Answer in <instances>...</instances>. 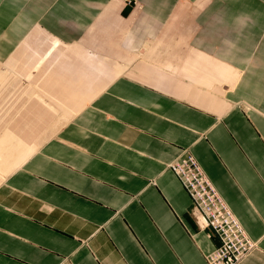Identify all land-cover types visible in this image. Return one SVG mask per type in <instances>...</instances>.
<instances>
[{"label": "crops", "instance_id": "obj_1", "mask_svg": "<svg viewBox=\"0 0 264 264\" xmlns=\"http://www.w3.org/2000/svg\"><path fill=\"white\" fill-rule=\"evenodd\" d=\"M139 1L0 0V88L28 86L1 93L0 264H208L220 241L169 169L186 152L264 264V0ZM93 28L129 57L118 77L101 46L34 75ZM38 30L57 40L13 76Z\"/></svg>", "mask_w": 264, "mask_h": 264}, {"label": "built area", "instance_id": "obj_2", "mask_svg": "<svg viewBox=\"0 0 264 264\" xmlns=\"http://www.w3.org/2000/svg\"><path fill=\"white\" fill-rule=\"evenodd\" d=\"M193 202L199 226L220 241L206 256L208 264H242L257 248L198 159L186 152L169 165Z\"/></svg>", "mask_w": 264, "mask_h": 264}, {"label": "rangeland", "instance_id": "obj_3", "mask_svg": "<svg viewBox=\"0 0 264 264\" xmlns=\"http://www.w3.org/2000/svg\"><path fill=\"white\" fill-rule=\"evenodd\" d=\"M120 2L125 9L126 12H139L143 9V4L139 0H117ZM189 18H187V24L192 25V18L193 15L189 14ZM54 40H57L48 34L42 32V31H35L26 41V43H23L20 49L17 51V53L13 56L14 57V62L13 65L16 67L17 73L14 74L13 76H20L21 78L26 77V71H34L32 70V67L35 63L40 61L43 57L46 56L47 53L50 52L52 46L54 45ZM170 43V42H169ZM95 46L97 49V46H101L105 49L103 54L105 55V68H106V75H111L113 77H118L116 76V66L122 65L121 61H125L128 63L129 57L121 51V46L119 44L118 38H115L113 36H109L104 34L103 30L102 31H97L96 28H93L91 31H89L79 42L74 44L73 46H67L61 43L60 47L56 49L52 56L48 58V60L40 67V69L34 73L37 76L44 75L47 72V65L49 63L57 61V60H65V59H74L75 57V52L78 50H85L89 51L92 50V47ZM48 62V63H47ZM128 66V64H126ZM5 68L4 65H0V70ZM128 69V67H127ZM126 69V70H127ZM125 71V70H124ZM19 74V75H18ZM106 77V82L112 81L109 79V77ZM114 78V79H115ZM19 79V80H18ZM21 82L20 85H17V82ZM15 84H10L7 86V82L4 84L3 87L0 88V100H1V93L7 91H11L12 93H18L21 94L23 92L24 88H27V85H24V80L20 78H15L13 80ZM7 87V88H5ZM21 90H20V89ZM23 95V94H22ZM18 96L16 95V98ZM26 97V96H23ZM23 102V99L21 100ZM4 104V103H3ZM16 104V103H15ZM15 107V105L13 106ZM12 107L10 106L8 108V105H6L3 108V105L0 101V129L6 126V122L9 121L7 118V113L8 110L11 109ZM6 111V112H5ZM5 112V113H4ZM2 114H5L6 117H3ZM8 123V122H7Z\"/></svg>", "mask_w": 264, "mask_h": 264}, {"label": "bare ground", "instance_id": "obj_4", "mask_svg": "<svg viewBox=\"0 0 264 264\" xmlns=\"http://www.w3.org/2000/svg\"><path fill=\"white\" fill-rule=\"evenodd\" d=\"M177 43V42H176Z\"/></svg>", "mask_w": 264, "mask_h": 264}]
</instances>
